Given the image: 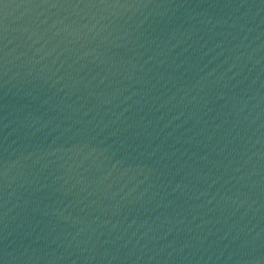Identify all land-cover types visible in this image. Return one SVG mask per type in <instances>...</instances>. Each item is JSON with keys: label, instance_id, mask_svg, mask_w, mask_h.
I'll return each mask as SVG.
<instances>
[{"label": "water", "instance_id": "obj_1", "mask_svg": "<svg viewBox=\"0 0 264 264\" xmlns=\"http://www.w3.org/2000/svg\"><path fill=\"white\" fill-rule=\"evenodd\" d=\"M0 264H264V0H0Z\"/></svg>", "mask_w": 264, "mask_h": 264}]
</instances>
